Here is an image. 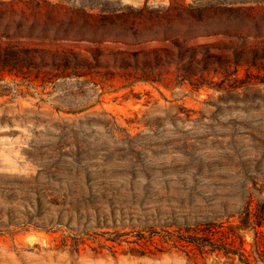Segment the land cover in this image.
I'll return each mask as SVG.
<instances>
[{"label": "rangeland", "instance_id": "obj_1", "mask_svg": "<svg viewBox=\"0 0 264 264\" xmlns=\"http://www.w3.org/2000/svg\"><path fill=\"white\" fill-rule=\"evenodd\" d=\"M176 44L207 45L224 64L190 81L172 64L153 83L112 62L82 76L39 53L0 64V264H264V0H0V48ZM150 184L185 188L152 198ZM105 185L138 187L122 190L115 229L184 211L235 230L245 260L108 247Z\"/></svg>", "mask_w": 264, "mask_h": 264}, {"label": "trees", "instance_id": "obj_2", "mask_svg": "<svg viewBox=\"0 0 264 264\" xmlns=\"http://www.w3.org/2000/svg\"><path fill=\"white\" fill-rule=\"evenodd\" d=\"M199 47H202L205 50L204 52H206L200 57H198ZM208 47L202 44L186 47L176 44V48L164 46L133 51L115 50L107 52L99 48H89L86 49L87 54H83L75 48H63L55 52V49L48 48L5 46L0 48V64L9 66L10 69L25 65L31 66L32 62L30 63V61L36 58L35 53H39V57L42 60L49 56L52 59L51 64L54 68L55 65L63 69L71 68L73 75L82 76L87 71L92 70L94 63L104 62L109 64L112 62L115 67L126 73L132 81L141 80L152 83L161 82L163 70L168 69L170 65L181 66L182 64L181 69L183 72L181 76L190 81V77L195 75L200 69H208L209 65L215 62L219 65L224 64L222 56L208 52ZM55 58L59 61L56 64ZM25 60L28 63H24ZM200 86L198 85L197 87ZM137 188L134 185H105L101 187L102 193L108 192L111 194L109 200L112 206V223H109L107 213H103L102 219L106 227L113 229L101 232L103 235L107 234L104 237L105 241L111 242L110 245H107L108 247L113 248L116 244L120 245L125 242L128 244V250L138 255L154 252L151 247H154L156 251H163L164 248L168 247H183L189 250H196L199 253L223 252L238 255L241 260H245L244 239L235 230L229 227L227 230H223V224L216 223L210 219L191 216L190 213L184 211H170L169 215L164 213L163 217L158 211V215H152L149 222L134 231L115 229L118 226L117 210L123 211L122 207L116 206L125 199V196L121 195H128L125 192L122 193V190H126L127 193H134ZM159 188H164L165 191L160 192ZM184 188L183 186L173 187V189L177 190ZM173 189L170 187H157L151 184L140 187L144 194H150L152 198L160 196V193L163 196L171 195L173 193L171 190ZM129 195L128 197H130ZM168 206L171 207L170 204ZM179 214L181 215L180 217ZM97 218L98 222H100V215ZM235 238L239 239L238 246L234 244ZM158 244L161 246H158Z\"/></svg>", "mask_w": 264, "mask_h": 264}]
</instances>
